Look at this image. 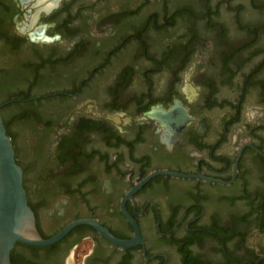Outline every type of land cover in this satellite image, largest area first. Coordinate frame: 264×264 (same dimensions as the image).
<instances>
[{"label": "flooded vegetation", "instance_id": "flooded-vegetation-1", "mask_svg": "<svg viewBox=\"0 0 264 264\" xmlns=\"http://www.w3.org/2000/svg\"><path fill=\"white\" fill-rule=\"evenodd\" d=\"M202 5L0 0V93L35 77L0 109L41 235L89 219L131 240L130 215L142 238L121 248L83 224L15 247L12 264H74L86 243L85 264H264V110L225 106L223 69L241 55ZM159 171L192 177L141 185Z\"/></svg>", "mask_w": 264, "mask_h": 264}, {"label": "rangeland", "instance_id": "rangeland-1", "mask_svg": "<svg viewBox=\"0 0 264 264\" xmlns=\"http://www.w3.org/2000/svg\"><path fill=\"white\" fill-rule=\"evenodd\" d=\"M199 20L206 26L210 19L215 23L223 25L227 35L236 39L233 52L241 55L240 60L231 66L230 69H223L224 85L222 95L225 106L230 102L242 104L243 117L246 115L254 116L256 110H264V2L256 0H203ZM243 15L250 16L245 19ZM218 25V26H219ZM185 27L180 23L169 34ZM259 33H257V32ZM168 35L164 33L163 35ZM237 37L240 38L237 41ZM209 37L207 36L196 47H199L201 55L205 53ZM199 68L203 63L198 64ZM33 75V74H32ZM34 75L25 86L27 89L10 88L0 93V100H8L13 95H23L31 92V85L34 81ZM32 86V87H31ZM30 88V89H29ZM22 97V96H21ZM27 97V96H23ZM231 107H226L223 111L216 110L218 115H227ZM264 114V112H263ZM256 116V115H255ZM264 121V119H263ZM91 243H86L80 249L72 251L74 264H85V259L90 254Z\"/></svg>", "mask_w": 264, "mask_h": 264}, {"label": "water", "instance_id": "water-1", "mask_svg": "<svg viewBox=\"0 0 264 264\" xmlns=\"http://www.w3.org/2000/svg\"><path fill=\"white\" fill-rule=\"evenodd\" d=\"M158 174L192 177L182 173L159 171L150 174L141 185ZM127 217L136 231L135 238L131 240L116 238L97 220L89 219L73 221L56 235L44 238L38 229L35 212L29 204L24 187V171L17 162L15 147L0 109V264H12L11 254L18 243L30 246H50L62 240L72 229L83 224L93 226L102 236L118 247H133L141 243L142 238L136 221L130 215Z\"/></svg>", "mask_w": 264, "mask_h": 264}, {"label": "trees", "instance_id": "trees-1", "mask_svg": "<svg viewBox=\"0 0 264 264\" xmlns=\"http://www.w3.org/2000/svg\"><path fill=\"white\" fill-rule=\"evenodd\" d=\"M45 238H48V237H45ZM19 246H23V244L22 243H18L16 248H18ZM14 264H17V263L14 262Z\"/></svg>", "mask_w": 264, "mask_h": 264}]
</instances>
